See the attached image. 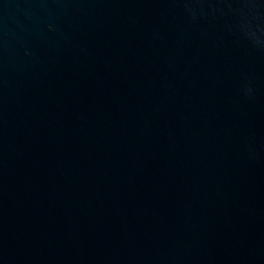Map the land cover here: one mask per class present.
Returning <instances> with one entry per match:
<instances>
[{
	"label": "water",
	"instance_id": "1",
	"mask_svg": "<svg viewBox=\"0 0 264 264\" xmlns=\"http://www.w3.org/2000/svg\"><path fill=\"white\" fill-rule=\"evenodd\" d=\"M0 264H264V0H0Z\"/></svg>",
	"mask_w": 264,
	"mask_h": 264
}]
</instances>
